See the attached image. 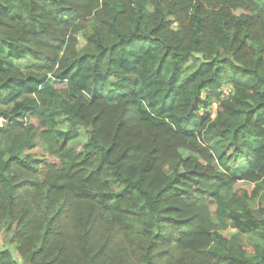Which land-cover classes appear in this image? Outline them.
<instances>
[{"label": "trees", "instance_id": "16d2710c", "mask_svg": "<svg viewBox=\"0 0 264 264\" xmlns=\"http://www.w3.org/2000/svg\"><path fill=\"white\" fill-rule=\"evenodd\" d=\"M2 234L26 264H264V0H0Z\"/></svg>", "mask_w": 264, "mask_h": 264}, {"label": "rangeland", "instance_id": "374dc122", "mask_svg": "<svg viewBox=\"0 0 264 264\" xmlns=\"http://www.w3.org/2000/svg\"><path fill=\"white\" fill-rule=\"evenodd\" d=\"M89 33H90V31L87 30V31H84V32H82L81 34L78 35L79 46L84 45V43H85L84 37L86 35H88ZM24 63L25 62L22 61V62H19V63H16V64L20 68H24V66H23ZM54 85H55L56 89H59L61 91H66V89H67V86L64 83H55ZM214 108L215 107H212V109L209 111L211 116H214ZM56 122L57 123H56L55 129H65V124L63 123L64 121L58 119ZM30 123H32L34 126L37 127V122L35 120H31ZM85 140H86L85 131L83 129H80L78 138L73 140L70 143L69 146L72 147V148L80 147V145L82 143H84ZM201 143L204 146H206V147H210V146H212L214 144V141H212V140H204ZM45 148H46V143L44 141L36 139V147L33 150L27 152L26 154L31 155L35 159L44 158V159H46V161L48 163H51V164L57 163L56 159L51 158V157H49L46 154ZM44 173H45V168L42 167L41 176H43ZM252 189H253L252 185H248V184H245V183L238 182L232 188L231 192L225 194V198L228 199L230 197V195H232L233 193H239L240 191H247L249 193V192L252 191ZM210 212L213 215V217L216 219L215 206L214 205H210ZM217 223L219 225V230L221 232L225 233L228 236V238L230 240V243L233 246H241V247H245L247 250H249L251 245H252V242L254 240H256L255 237H243V236H240L239 234H237V232L235 230H232L231 228H226L225 229L223 227L222 221H219L218 219H217ZM8 240H9V234L0 235V249L1 250H9L12 253L14 259L18 262V264H26L24 262V260L18 255L16 249L8 243Z\"/></svg>", "mask_w": 264, "mask_h": 264}]
</instances>
